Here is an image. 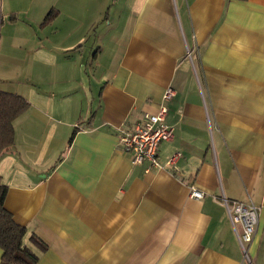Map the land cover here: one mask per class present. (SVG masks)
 I'll return each mask as SVG.
<instances>
[{
	"label": "crops",
	"instance_id": "0c3cea01",
	"mask_svg": "<svg viewBox=\"0 0 264 264\" xmlns=\"http://www.w3.org/2000/svg\"><path fill=\"white\" fill-rule=\"evenodd\" d=\"M167 87L173 139L132 165L119 130ZM0 91L29 105L0 184L36 264H246L221 197L260 208L264 264V0H0Z\"/></svg>",
	"mask_w": 264,
	"mask_h": 264
},
{
	"label": "built area",
	"instance_id": "2783aa9c",
	"mask_svg": "<svg viewBox=\"0 0 264 264\" xmlns=\"http://www.w3.org/2000/svg\"><path fill=\"white\" fill-rule=\"evenodd\" d=\"M174 95L175 91L172 88H165L161 103L154 113H144L130 131L119 130L118 146L122 152L130 156L132 165L147 163L149 168L159 167L158 146L173 139V128L166 124L165 117L167 115L166 103ZM178 155H173L167 164L173 166ZM203 196L201 191L190 186L189 197L191 199H201ZM220 201L225 208L240 249L247 256V248L255 235L260 208L251 202L230 201L225 197H221Z\"/></svg>",
	"mask_w": 264,
	"mask_h": 264
},
{
	"label": "trees",
	"instance_id": "16d2710c",
	"mask_svg": "<svg viewBox=\"0 0 264 264\" xmlns=\"http://www.w3.org/2000/svg\"><path fill=\"white\" fill-rule=\"evenodd\" d=\"M52 18L53 15L50 12L43 24L50 22ZM28 107V102L24 98L0 91V157L12 149L13 122ZM5 196L6 187L0 184V250L2 251L0 264H36L37 255L23 242L25 229L17 225L4 208ZM30 241L39 250L45 249L35 237H30Z\"/></svg>",
	"mask_w": 264,
	"mask_h": 264
},
{
	"label": "rangeland",
	"instance_id": "374dc122",
	"mask_svg": "<svg viewBox=\"0 0 264 264\" xmlns=\"http://www.w3.org/2000/svg\"><path fill=\"white\" fill-rule=\"evenodd\" d=\"M90 41H91V39L89 40V43H90ZM89 89H92V91L94 92L95 87L90 86ZM242 257L244 258V261L246 264H249V262L252 263L251 258H250V254L248 252H247V256H245L244 253L242 252Z\"/></svg>",
	"mask_w": 264,
	"mask_h": 264
}]
</instances>
